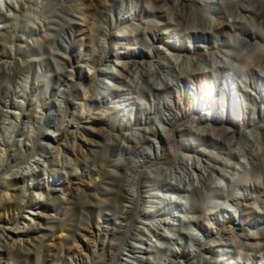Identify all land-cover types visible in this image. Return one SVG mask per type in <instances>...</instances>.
<instances>
[{"label": "bare ground", "instance_id": "obj_1", "mask_svg": "<svg viewBox=\"0 0 264 264\" xmlns=\"http://www.w3.org/2000/svg\"><path fill=\"white\" fill-rule=\"evenodd\" d=\"M108 1L111 5L106 6ZM32 2L37 5L39 17L21 10L31 7L26 0L16 3L10 0L6 6L9 14L0 8L3 22L0 27V245L19 249L29 244L30 234L37 230V219L47 218V213L56 209L53 201L60 198L59 193L82 179L83 173L77 170L80 159L76 142L88 144L82 131L95 133L93 125L98 123L97 117L87 120L84 109L107 103L104 92L108 89L106 79L110 77L117 82L114 94L125 111H133L136 127L119 145L129 158V166L122 174L121 192L110 194L113 212L107 220L112 227L106 226L104 234L112 238L86 243L84 248L93 256L87 263L94 262L93 258L102 250L105 264H185L184 261L221 264L222 256H233L239 247L253 248L255 245L247 242L257 240V234L243 233L239 240L231 238L237 230L228 224L232 216L230 220L226 215L221 217L209 207L231 211L216 198L242 204L232 189L220 186L219 178L232 180L229 173L233 174L230 168L234 166L230 159L239 157L243 151L249 154L252 168L264 162V152L253 150L254 138H249L244 149H240L238 141L227 140L220 146L223 155L213 156L198 147L209 141L210 122L217 119L216 110L220 108L216 99L206 92L205 80L213 78L214 92L226 100L230 91L220 86L226 80L241 77L243 90L249 92L246 75L254 88L256 76L264 79V0ZM79 2L83 6H77ZM118 3V15L114 16L111 12H115ZM12 7L21 11V16L12 18ZM89 15L94 18L91 27L85 21ZM12 19L23 23L4 24ZM31 20L35 25L30 24ZM65 22L68 27L63 26L62 35L69 45L61 44L68 56L63 57V69L50 75L56 84L48 87L45 95L42 83L33 80L29 90L19 79L24 76L23 82L28 83L32 65L44 66L45 61L29 58V52L34 49L30 45L34 44L9 48L8 43L17 40L28 43L20 32L31 35L43 28L55 29ZM114 31L123 35L116 37ZM76 39L82 40V47L72 56V50L69 54L68 49ZM83 46L93 56L85 54ZM112 47L124 49L123 53H115L123 61L118 73L112 70L114 61L109 52ZM18 54L28 58L23 61ZM59 54L49 49L52 59ZM192 88L196 90L193 94L189 92ZM229 94L231 109L224 111V117L234 121L237 113L230 104L234 94ZM14 97L24 101H16ZM191 112L195 113V120L187 123ZM185 134L192 136L193 141L181 143ZM179 143L182 153L176 155L174 147ZM212 145L218 143L212 141ZM2 151L7 153L6 162ZM170 156L175 157L173 162L161 164ZM148 167L153 168L145 173ZM71 191L65 200L72 203L75 195ZM213 216L221 220L215 235ZM256 217H264V209ZM256 220L255 223L262 225L263 221ZM198 229L205 232L206 238L197 233ZM127 232L129 237L122 240L121 236ZM149 233L156 239H150ZM180 243L182 246L176 248ZM74 249V246L70 248L71 254ZM5 250L0 247V256ZM68 259L71 264L85 263L83 259L75 262Z\"/></svg>", "mask_w": 264, "mask_h": 264}, {"label": "rangeland", "instance_id": "obj_2", "mask_svg": "<svg viewBox=\"0 0 264 264\" xmlns=\"http://www.w3.org/2000/svg\"><path fill=\"white\" fill-rule=\"evenodd\" d=\"M9 1L10 0H0V8L6 14H9L8 10L6 9V6L9 5ZM34 1L38 2L41 0ZM14 2L16 3L17 0H14ZM26 2L28 3L27 5H31V7L28 9H24L22 7L21 10L27 11L36 17L38 15L39 17L40 15L37 5H34L35 3H31L29 0H26ZM79 4L81 5L80 2L76 5L80 6ZM86 4H89V2ZM107 5H111V2H106V6ZM71 7H75V5H72ZM118 7L119 3L115 7V12H111L112 15H118ZM11 10L10 16L12 18L14 15L21 16L22 14L21 11L15 10L13 7ZM85 21H87V24L91 27L94 23V18L89 15L88 17H85ZM5 22L10 26L23 23V21L21 22L20 20L16 19L4 21V24ZM80 22L85 23L84 21ZM30 24L35 25V21L31 20ZM2 26L3 22L0 21V27ZM63 26H67L66 22L56 25V31L52 28H43L42 31L31 35H24L20 32L19 35L25 38L24 40L27 39L29 41L28 43H24L25 41L23 40H17L13 43H8L9 48H19L21 45H23L22 48H25V46L28 47L30 43L34 44L35 46L32 47L30 45V48L34 49L29 52V58L34 57V59H37L39 62L45 61L44 66L39 64L32 65L33 72L29 73L30 78L28 83L23 82L24 76L19 79L24 87L28 86L29 90V86H31V82H33V80H38L39 83H42V93L45 95L48 93L47 88L56 84V79L50 77V75L55 73V71L63 69L65 62L63 57L65 58L68 56V54L65 52V48L61 44L63 43L67 46L69 45L68 40L62 35L63 31L65 30ZM60 27L62 28L60 29ZM250 29L252 31H256L253 27ZM114 32L116 33V37L117 35H123V33L120 31ZM86 43L91 44L88 41ZM81 44L82 40L76 39L73 41V43L69 46L68 53L70 54L72 50V56L77 55V52L82 47ZM49 49H55V51L59 52L60 54L56 56L57 58L55 57L52 59L49 57ZM110 50L111 51L109 52H112L110 53L111 59L114 61V63H111L112 70L118 73L122 70L121 64L123 61L121 58L117 59L115 53L117 51L123 53L124 49L112 47ZM210 51H213L212 48L208 49V52ZM83 52L93 56V52H89V48L86 46H83ZM201 52L202 54L204 53L203 49ZM204 55L206 54L204 53ZM17 57L23 61L28 58V56L25 57L21 54H18ZM227 72L231 71L228 70ZM246 78L249 84V92L243 90V87L241 86L243 79L239 76L236 77V79H228L226 80V84L220 85L223 88L226 87V89L230 91L228 92V98H226V100H222L221 96L214 92L213 85H215V82L213 78L210 77L205 80L206 92L216 99V103L218 102V105L220 104V108L216 110L218 120L216 119L210 122L211 130L207 136L209 141L204 145V147L198 148H203L207 151H210L209 153L213 156H216L217 154L223 155L220 146L221 144H226L228 142L227 140L234 139L235 141H238L240 149H244L250 140L249 138H254L256 142L252 143V145H254L253 150L259 151L260 153L264 152V79L262 76H256L255 81L257 83V87L254 88L249 83L250 77L246 75ZM106 81L108 83V89H106L104 93L108 96L107 103L94 108L91 106H85L84 109L86 119L90 120L92 119V116L94 118L97 117L98 123L93 125L95 133L87 129H84V132L82 131V137L85 136L87 141L89 140L88 144L81 145L79 141L76 142L75 150L78 159H80V161L77 162V170L83 173L82 179L78 181V184H71L69 187L64 188L61 191L62 193H59L60 198L53 201L56 209L49 211L47 213V218H44L41 221L37 219V230L30 234L31 244L26 243L24 247L19 249L13 248L11 245L5 246L4 243L0 245V247L6 249L5 252H3L4 254L0 256V264H65L67 261L71 264V261H69L68 258L74 262L75 260L79 261L80 259H83L85 262L84 264H88L87 259L89 260V258L93 256L91 251H86L84 245L93 241V239H99L101 241L111 240L112 237L109 236L108 238L104 234V229L107 227H112L110 222L107 220V217H111L110 215L113 212V198L110 194L121 192V185L123 183L122 174L129 166V158H127L126 152H121L119 145L127 136L132 134L136 125L134 123L135 117L132 115L133 111L130 110V112L127 113L123 108L122 103L119 101L118 95L114 94L115 91L113 90V87L117 85L115 79L109 77L106 79ZM241 81L242 83L240 84ZM195 91V88L189 90V92L192 94ZM229 93L234 94L232 96L234 101L232 103L230 102V104H232V108L237 113V117L234 121H229V119L224 117V111L231 109V106H228V100L231 101V94ZM13 99L21 102L24 101V99L19 97H14ZM221 103L223 105L222 108ZM189 107L191 106H188V108ZM12 110H15L16 113H21L19 109ZM194 120L195 113L191 112L190 117L186 119V122L192 123ZM49 128L55 130L53 127ZM191 141H193V137L189 134H185L180 140L181 143H190ZM212 141H216L218 146H213ZM174 150L176 155L182 153L180 143L174 147ZM1 153L4 155L3 162H6L8 158L7 153H5V151H2ZM247 155L249 154L245 155V152L243 151L239 157L230 159L232 165L234 166V168H230V171H232L233 174L231 175L229 173L232 180L229 178L220 177L218 181L220 186L225 190L232 189L233 194L238 197V199H240L239 202L243 205L236 204L232 201H225L226 199L223 198H216V201L223 202L225 206L231 209V211H227V208L221 210L215 206L209 207V209L212 212L218 211L220 214L219 216L221 217L226 215L228 217L227 219L229 220V217L232 216V221L230 220L228 224L237 227V230L234 234H232L231 238H237V240H239L241 234L251 233L257 234L258 239L247 242H252L255 245L253 248L241 246L238 248V251L233 254V256H222L221 259H223V261L221 264H229L231 262L234 264H264V238L262 234L264 233V217H256L258 211H262L264 209V162H261L260 164H257L255 168H252L254 167V164L251 163V158ZM72 158L74 157L72 156ZM166 158L161 161V164H168L175 160L174 156ZM85 163L91 167H87ZM152 168L153 167L146 168L145 173H148ZM235 181H239L241 183L243 182L244 185L236 184ZM70 191L76 196H74L72 199V203L65 200ZM36 192L40 193V191ZM247 196L252 198L249 200H244L242 198ZM212 218L213 219L211 222L213 223L214 227L213 235H215L220 219L219 217L216 219L214 216ZM256 219L263 221L262 225L261 223H255L257 221ZM21 226L22 228L24 227L23 224ZM197 233H199L203 238L205 237V232L200 231V229H198ZM149 234L148 236H150V239H156V237H153L151 233ZM128 237L129 233L127 232L121 236V239L126 240ZM73 246L75 249L74 253L71 254L70 248ZM180 246H182L181 243L177 244L176 248H180ZM98 254L100 256L97 255L94 257V262H91L90 264H105L102 263L103 259L105 258L102 250H100ZM184 262L185 264H189V262ZM109 264H111V262H109Z\"/></svg>", "mask_w": 264, "mask_h": 264}]
</instances>
